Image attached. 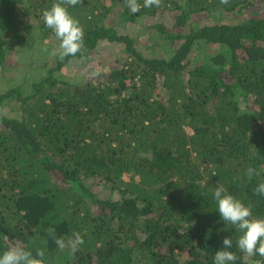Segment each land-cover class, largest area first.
Returning a JSON list of instances; mask_svg holds the SVG:
<instances>
[{"label":"trees","instance_id":"trees-1","mask_svg":"<svg viewBox=\"0 0 264 264\" xmlns=\"http://www.w3.org/2000/svg\"><path fill=\"white\" fill-rule=\"evenodd\" d=\"M54 3L79 21L84 48L48 50L55 62L0 90V252L43 249L46 264H214L228 236L230 264H264L238 248L242 233L213 198L223 187L264 218V0H137V13L127 0H0L2 76L33 32L59 46L43 20ZM147 22L150 46L170 55L147 56L118 29ZM115 47L99 77L67 81L69 65Z\"/></svg>","mask_w":264,"mask_h":264},{"label":"clouds","instance_id":"clouds-1","mask_svg":"<svg viewBox=\"0 0 264 264\" xmlns=\"http://www.w3.org/2000/svg\"><path fill=\"white\" fill-rule=\"evenodd\" d=\"M75 3V0H72ZM159 0H144V7L150 8L158 5ZM127 5L132 13L140 10L137 0H127ZM43 20L46 27L52 29L56 38L60 41L62 57L75 56L84 48V30L79 21L75 19L62 3H54L43 11ZM53 55L55 52L53 51ZM249 178L258 174L256 169L249 167L245 173ZM258 195L264 196V183H259L255 189ZM217 202V211L223 221L230 223L241 231L238 239V248L249 256L259 254L264 256V218L253 217L252 206L246 205L241 200L229 194L223 187H217L213 193ZM83 238L77 233L75 238H69L68 246L73 250L83 244ZM60 247L65 246L63 239H58ZM232 246L231 238L225 236L222 247L216 251L214 264H230L236 259L229 251ZM45 251L39 249L34 256L31 250L9 247L0 252V264H46ZM258 264V262H257Z\"/></svg>","mask_w":264,"mask_h":264},{"label":"rangeland","instance_id":"rangeland-1","mask_svg":"<svg viewBox=\"0 0 264 264\" xmlns=\"http://www.w3.org/2000/svg\"><path fill=\"white\" fill-rule=\"evenodd\" d=\"M261 10L264 11V7H262ZM245 18L246 17L242 16L237 21L233 19L231 23L242 22ZM159 21L162 20L158 19V22ZM163 23L167 27H169L168 21H163ZM112 24L117 27V21L113 22ZM202 24L204 23L202 22ZM152 26L153 22H147V25L141 28L131 24L121 23L118 24V29L124 33L131 34L133 37H137V43L139 48L142 49V51H144L147 56L151 54L156 56L170 55L169 52H166L165 50L159 47L152 48L150 46V44H153L152 39H155L157 37V29ZM37 33L38 31L33 32L32 37L29 38V46L28 48L24 49L23 52H21V56L13 53L11 54L7 61V65L8 67H10L11 70H9L8 72H3V76L0 70V90H6L7 88L13 86L18 87L23 82L28 83L30 81L29 79L31 77V74L34 75L37 72L36 70L38 69L39 64L47 63L48 65L55 62V60L53 59V55L47 54L48 50H50L51 52L54 51L55 55L57 54L59 56L60 47L57 45L58 41L55 40V42L53 43V41H51L53 38H49L40 42ZM55 43L56 46H54ZM116 53L117 47L113 49L107 48L105 51L95 54L90 58L76 61L75 63L67 67V81L77 83L81 81L84 77H99L101 75L99 70H102L103 68H105V66L110 65L111 63L109 61V58L114 56L116 57ZM96 64H103L104 66H97ZM14 69H17L19 71H13ZM9 109L10 110L9 112H7V114L10 116H14L15 113H13L11 108ZM187 131L191 132V130L188 128ZM125 180L129 181L130 175H125Z\"/></svg>","mask_w":264,"mask_h":264}]
</instances>
